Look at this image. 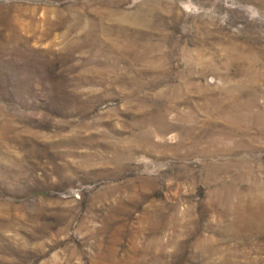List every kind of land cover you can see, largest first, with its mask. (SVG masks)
Here are the masks:
<instances>
[{"label": "rangeland", "instance_id": "rangeland-1", "mask_svg": "<svg viewBox=\"0 0 264 264\" xmlns=\"http://www.w3.org/2000/svg\"><path fill=\"white\" fill-rule=\"evenodd\" d=\"M0 264H264V0H0Z\"/></svg>", "mask_w": 264, "mask_h": 264}]
</instances>
